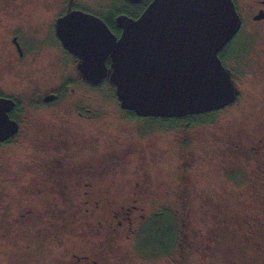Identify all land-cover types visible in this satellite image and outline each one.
I'll return each instance as SVG.
<instances>
[{
  "label": "rangeland",
  "instance_id": "obj_1",
  "mask_svg": "<svg viewBox=\"0 0 264 264\" xmlns=\"http://www.w3.org/2000/svg\"><path fill=\"white\" fill-rule=\"evenodd\" d=\"M254 2L239 0V14L248 15ZM127 4V0H0V56L5 55L6 35L14 24L50 26L56 15L73 8L106 20L115 6L123 9ZM256 33L251 36L243 28L223 49L227 64L243 73L242 80L237 79L241 93L237 105L201 122L151 124L124 116L114 102L116 87L106 81L86 94L90 107L101 112L88 129L75 123L74 111L67 106L34 115L24 149L0 155V232L8 228L7 235L0 236V264H78L73 252L93 254L84 239H100L69 211L73 198L57 200L52 190L35 196L29 191L32 184L23 180L48 171L53 165L50 157L57 154L51 141L59 137L76 141L70 152L74 156L88 153L103 159L107 173L117 176L119 203L131 200L133 186L142 176H149L154 188L143 203L148 222L136 224L141 229L138 237L95 243L102 250L101 264H264V172L251 154L238 152L232 144L237 132L252 133L264 124V71L257 69H264V32ZM2 62L0 77L10 86L18 85L5 68L6 59ZM141 126L148 131H139ZM113 148L119 156H102ZM3 192L12 198L3 199ZM30 203L37 214L18 222V213ZM243 218L251 221L249 230ZM170 219L175 235L169 250ZM160 251L167 253H156Z\"/></svg>",
  "mask_w": 264,
  "mask_h": 264
},
{
  "label": "flooded vegetation",
  "instance_id": "obj_2",
  "mask_svg": "<svg viewBox=\"0 0 264 264\" xmlns=\"http://www.w3.org/2000/svg\"><path fill=\"white\" fill-rule=\"evenodd\" d=\"M150 2L151 0H142L137 5H144L145 10ZM234 2L238 11L239 0H234ZM71 10L73 9L56 15L50 26L40 25L31 28L18 23L10 27L6 35V52L4 56H0V65L3 66L2 59H6L5 68L13 75V81H18L16 83L18 85L10 86L5 78L0 77V97L14 100L15 106L9 114L12 119L17 121L19 128L12 137L1 141L0 155L24 149V145L28 141L26 132L33 125L32 118L34 115L52 114L67 106L74 111L75 123L77 125L80 123L79 125L83 128H90L100 119L101 112L98 113L97 110L90 107L87 100L89 96L87 97L86 94L92 90L100 89L105 83L104 81L109 84L112 81L108 77L100 81L99 84H93L86 79L79 67L80 57L71 53L60 40L57 34V19ZM247 14L241 15L243 19L241 29L246 28L251 36L257 34V29L264 32V0H256ZM116 17L114 20L117 25ZM118 28L119 33L116 34L119 37L122 31L120 27ZM223 51L220 52V56L222 54L221 59L231 73L237 98L230 105L204 112L202 116L208 117L217 112L230 110L237 105L240 98L241 93L237 79L242 80L243 73L234 70V65L230 67L227 64ZM110 61L111 58L107 61L109 72L112 70L109 65ZM254 62L257 63L258 60H254ZM257 69L264 71L263 68ZM111 85L115 87L113 83ZM48 96H54V98L48 100ZM113 98H115V104L119 105L121 109L120 113L124 116L138 120L150 119L149 117H137L134 110L121 108L116 91ZM138 128L142 132L149 129L147 127L144 129L143 126ZM239 132H237L236 141L232 143L233 149L242 154H251L258 161L260 165L258 167L264 172V124L252 133L242 134ZM71 141L62 137L51 141L52 150L57 152L56 155L50 157L53 165L48 166V171L45 174L23 180L32 184L29 191L34 192L35 196L52 190L51 192L57 200L73 198L74 205L70 207L69 211L78 221L84 222L85 227H88L86 231L95 233L100 239L98 238V241L94 237L88 241L84 239L88 246H91L93 254L88 251L84 253L73 252L71 256L78 264H101L102 250L96 246L97 242H106L117 237H122L128 241L138 237L141 229L136 227V224L138 221L148 222L147 216L142 212L145 210L143 203L148 201L154 188L151 187L149 176H142L141 180H137L133 186L131 200L119 203L117 197L119 191L114 188L117 176L112 177L107 173L108 167L104 166L103 159L88 153L83 157H76L70 153L73 150L72 145L76 143L74 140ZM61 151L64 154H61ZM119 155L114 148L102 153L105 158ZM137 172L141 173L139 169ZM5 197L11 199L12 195L3 192L2 198ZM30 204L26 205L23 212L18 213V222H23L37 214V208L32 206V203ZM76 219L72 221H76ZM241 221L249 230L251 221L247 218H243ZM7 232L8 228L4 232H0V236L5 237Z\"/></svg>",
  "mask_w": 264,
  "mask_h": 264
},
{
  "label": "water",
  "instance_id": "obj_3",
  "mask_svg": "<svg viewBox=\"0 0 264 264\" xmlns=\"http://www.w3.org/2000/svg\"><path fill=\"white\" fill-rule=\"evenodd\" d=\"M145 8L138 17L118 14L119 37L79 8L57 19V34L80 57L84 77L93 84L109 77L121 108L140 117L178 118L233 103L235 83L220 52L242 28L234 0H151ZM14 106L0 97V143L18 131Z\"/></svg>",
  "mask_w": 264,
  "mask_h": 264
},
{
  "label": "trees",
  "instance_id": "obj_4",
  "mask_svg": "<svg viewBox=\"0 0 264 264\" xmlns=\"http://www.w3.org/2000/svg\"><path fill=\"white\" fill-rule=\"evenodd\" d=\"M127 5L123 8V9H117L116 6L113 8V15L107 17V19L105 21L108 22L109 26L111 27L112 31L115 32V33H119V28L117 27L116 23H115V17L118 16V14L120 13H125L127 15H131L133 17H138L140 16V12H142L144 10V5L140 4V5H137V4H134L132 3L131 1H128L127 0ZM222 56V54H221ZM220 56V57H221ZM134 114L138 117L139 115H137V113H135L134 111ZM202 114L204 113H201V114H189L188 116H184V117H167V118H162V117H149V122L151 124H156V123H161V124H164L166 125L167 123H171V122H174L175 124H178L179 123H198V122H201V118L203 117H207V116H202ZM140 117V116H139ZM144 118V117H142ZM182 121V122H181ZM174 235H175V229L173 227V224L171 225V219H170V225H168V246H169V250L170 248L172 247V240L174 238ZM168 250V251H169ZM156 253H159V254H162V253H167V252H163V251H160V252H156Z\"/></svg>",
  "mask_w": 264,
  "mask_h": 264
}]
</instances>
